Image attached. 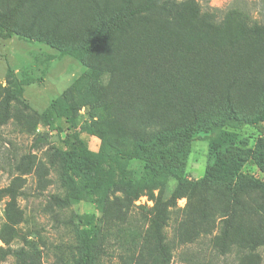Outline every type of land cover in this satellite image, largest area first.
I'll use <instances>...</instances> for the list:
<instances>
[{"label": "trees", "instance_id": "trees-1", "mask_svg": "<svg viewBox=\"0 0 264 264\" xmlns=\"http://www.w3.org/2000/svg\"><path fill=\"white\" fill-rule=\"evenodd\" d=\"M180 7L179 0H0L1 37L18 34L38 40L83 61L92 76L108 78L99 102L79 92L92 117L83 130L101 139L99 150L90 149L74 131L62 147L47 152L64 189L52 197L60 210L101 191V226L80 230L74 264H104L111 236L121 230L120 204L132 205L145 190L155 201L140 249L146 263L168 264L178 244L212 234L221 254L237 249L244 260H252L264 248V181L242 171L232 181L222 179L250 155L264 171V138L247 150L228 145L216 153L209 175L182 181L168 198L162 189L154 194L167 178L184 172L188 146L196 137L232 119L249 124L264 120V23L231 16L218 24L200 22L197 6L189 5L187 12ZM208 31L215 40L204 41ZM190 39V49L179 44ZM8 82L4 119L14 101L30 108L22 97L24 82ZM76 90L65 89L42 113L43 119L50 123L58 116L75 124ZM44 136L38 134L36 141ZM108 149L117 158L139 159L144 165L145 175L128 181L135 193L116 196V205L105 189L97 190L105 182L111 185L104 167ZM34 162L30 156L21 163L20 173H27ZM21 174L0 188V198L8 196L10 208L26 195ZM117 174L120 180L125 177L122 169ZM121 182L112 184L123 189ZM182 197L188 198L183 208L177 206ZM5 230L1 237L10 238Z\"/></svg>", "mask_w": 264, "mask_h": 264}, {"label": "rangeland", "instance_id": "rangeland-1", "mask_svg": "<svg viewBox=\"0 0 264 264\" xmlns=\"http://www.w3.org/2000/svg\"><path fill=\"white\" fill-rule=\"evenodd\" d=\"M179 1V11L187 12L189 5L197 6L200 22L211 21L218 24L231 16L242 18L248 24L264 23V0ZM219 33L218 30L217 36ZM209 37L214 39L210 31L204 36V41ZM179 44L190 49L193 42L190 39ZM8 78L24 82L22 97L30 108L26 109L14 101L10 116L4 119L2 100L5 89L10 85ZM107 81V77L101 79L92 76L83 61L65 55L50 45L18 34L11 37L0 36V188L8 186L21 174V163L30 156L35 159L32 169L21 174L25 179L23 190L26 195L19 198L18 205L10 208V198H0V264H64V261L74 264L80 230L101 226L102 213L97 200L101 191L94 193L91 200L74 203L65 210L54 205L53 195L63 194L64 189L47 152L50 148L53 150L62 147L63 139L74 131L80 132L90 149L99 150L101 139L83 130L92 117L90 107L79 92L85 91L94 101L99 102L103 98L102 87ZM74 86L77 87L78 95L76 123L71 124L58 116L47 123L42 113L65 89ZM38 134L45 135L39 142L36 141ZM261 138H264V120L249 124L232 119L225 126L212 129L209 134L202 133L188 146L189 154L184 172L167 178V184L154 189V194L157 195L162 189L164 197L168 198L182 181H197L209 175L216 153L220 150L230 144L244 150L254 148ZM106 157L108 161L104 163V167L110 171L107 180L111 185L108 187L105 182L104 187L97 190L105 189L108 200L115 204L116 196H131L135 193L128 181L138 182L145 175L144 165L139 159L117 158L115 151L111 149L107 150ZM117 169H122L125 173L121 180ZM239 171L264 181V171L257 165L253 155L240 161L222 179L232 181ZM94 182L97 184L96 178ZM114 182H121L123 189L114 187ZM187 202L188 198L182 197L177 200V206L183 208ZM191 202L194 203L193 200ZM154 204L155 201L147 190L132 205L127 207L120 204L124 211L117 220L121 224V230L117 236H111L107 253L103 256L104 264H152V260L146 263L140 257V249L142 237L154 218ZM4 227L5 234L10 238L1 237ZM172 230L171 227L168 228L169 234H172ZM213 235L178 244L168 264H264V248L260 249L261 255L254 256L252 260H244V255L237 249L221 254ZM19 249H23L25 254L14 253Z\"/></svg>", "mask_w": 264, "mask_h": 264}]
</instances>
